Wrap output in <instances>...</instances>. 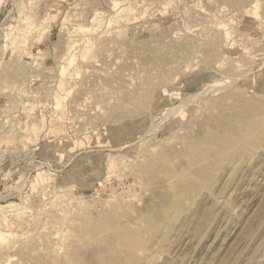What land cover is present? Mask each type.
I'll list each match as a JSON object with an SVG mask.
<instances>
[{"label":"rangeland","instance_id":"1","mask_svg":"<svg viewBox=\"0 0 264 264\" xmlns=\"http://www.w3.org/2000/svg\"><path fill=\"white\" fill-rule=\"evenodd\" d=\"M254 104L264 0H0V264H264V135L209 136Z\"/></svg>","mask_w":264,"mask_h":264},{"label":"bare ground","instance_id":"2","mask_svg":"<svg viewBox=\"0 0 264 264\" xmlns=\"http://www.w3.org/2000/svg\"><path fill=\"white\" fill-rule=\"evenodd\" d=\"M211 55V54H210ZM208 57V56H207ZM165 74H166V72H164ZM148 76H150V75H148ZM161 76H163V74H161ZM147 78V77H146ZM162 78V77H161ZM151 78H149L148 80H150ZM163 79V78H162ZM147 82L148 81H146V84H147ZM232 82V81H231ZM145 84V85H146ZM150 84V83H149ZM148 84V85H149ZM151 85H152V83H151ZM222 85V84H221ZM233 85V84H232ZM217 86V85H216ZM231 86V85H230ZM229 86V87H230ZM210 87V86H209ZM228 87V86H227ZM152 88V87H151ZM147 90V89H146ZM149 90V89H148ZM204 90V89H203ZM225 92V91H224ZM141 93V92H140ZM148 92H146L145 94H147ZM242 93V92H241ZM137 95V94H136ZM140 95V94H139ZM138 95V96H139ZM202 95V94H201ZM240 95H242V94H240ZM257 95V94H256ZM260 95V94H259ZM132 96V95H131ZM145 96H147V95H145ZM236 96V95H235ZM252 97V96H251ZM262 97V96H261ZM140 98V97H139ZM255 98V97H254ZM133 99V98H132ZM135 99H138L137 97H135ZM221 99V98H220ZM256 99V98H255ZM134 100V99H133ZM257 100H258V98H257ZM263 100V99H262ZM127 101H129V99L127 100ZM130 101H131V99H130ZM139 101H140V99H139ZM237 101V100H236ZM250 101V100H249ZM252 101V100H251ZM134 102H136L135 100H134ZM226 102V101H225ZM238 102V101H237ZM127 103H129V102H127ZM220 103H222V102H220ZM258 103V102H257ZM223 104H224V102H223ZM232 104V103H231ZM230 104V105H231ZM248 104V103H247ZM235 105V104H234ZM240 105V104H239ZM221 106H223V105H221ZM240 107V106H239ZM250 108H249V112H247V113H249V115H248V117L246 118V119H243L242 121H240V124H239V126H238V128L236 129V130H232V131H230V129L228 128V130L227 131H223L224 133L222 134V132H221V134H215V133H212V132H210L209 134H208V132H207V134L209 135V136H211L210 138V142H211V144H212V146H213V150L214 149H216V151L217 152H219V154L218 155H220V153H222L223 155H228V156H231V155H233L234 153H238L239 151H243V152H247V151H249V149L253 146V144L256 142V140L257 139H260V138H262V136L261 135H264V110L263 111H261L259 114L257 113V112H259L260 110V108H259V106H255V104L254 105H250L249 106ZM225 108V107H224ZM224 108H223V110H224ZM230 110H231V108H229ZM238 109V108H237ZM247 110V109H246ZM225 111V110H224ZM234 111V110H233ZM239 112V111H238ZM237 112V113H238ZM243 113V112H242ZM225 114V113H224ZM227 114V113H226ZM246 114V113H245ZM228 115V114H227ZM232 115H234V114H232ZM223 116V115H222ZM226 116V115H225ZM228 117V116H227ZM226 117V118H227ZM239 117V116H238ZM236 118V117H235ZM235 120V119H234ZM239 120H240V118H239ZM237 122H238V120H237ZM226 125V124H225ZM231 126V125H230ZM218 127V126H217ZM227 127H228V125H227ZM235 127V126H234ZM237 127V126H236ZM220 128V127H219ZM231 128V127H230ZM233 128V127H232ZM209 129V128H208ZM207 129V130H208ZM234 129V128H233ZM217 130V129H216ZM216 130H211V131H214V132H216ZM210 131V130H209ZM261 136V137H260ZM260 137V138H259ZM205 140V139H204ZM209 140V139H208ZM189 141V140H188ZM206 144V143H205ZM208 144V143H207ZM209 145V144H208ZM263 146V145H262ZM204 147V146H203ZM253 148H255L254 146H253ZM211 149V148H210ZM210 151V150H209ZM212 151V150H211ZM258 151V150H257ZM256 151V152H257ZM189 152V151H188ZM191 152V151H190ZM206 152V151H205ZM241 153V152H240ZM258 153V152H257ZM221 154V155H222ZM186 155V154H185ZM188 155V154H187ZM192 156H193V153H192ZM192 156H190V157H192ZM197 156H198V154L196 155V156H193V160L195 161V162H197L198 160H196L197 159ZM209 156V155H208ZM142 157V156H141ZM175 157V156H174ZM177 157V156H176ZM196 157V158H195ZM201 157V159H202V161H204V159H205V157H203V155L202 156H200ZM212 157V156H211ZM147 158V157H146ZM204 158V159H203ZM229 158V157H228ZM211 159V158H210ZM156 160V159H155ZM192 160V161H193ZM227 160V159H226ZM157 161H158V159H157ZM150 162V161H149ZM191 162V161H190ZM211 162V161H210ZM223 162V161H222ZM152 163H153V161H152ZM198 163H200V162H198ZM194 164V163H193ZM196 165V164H195ZM200 167V166H199ZM158 168V167H157ZM206 168V167H205ZM192 171H193V169H192ZM196 171V170H195ZM207 178H209V176L207 177V175L205 174V169L203 168H201V169H198L197 171H196V173H195V178H194V180H192V181H190V182H188V181H186V182H184V183H175L174 184V186H173V188H175L176 189V191H177V193H179L178 195L181 197V194H185L186 193V191H187V188L189 189V187H191L192 185H200V184H202V183H204L205 181H206V179ZM194 186H192V187H194ZM196 186V187H197ZM193 189V188H192ZM188 191H190V190H188ZM195 191V190H194ZM198 195V194H197ZM179 198V197H178ZM183 200V199H182ZM178 201H179V199H178ZM182 202V201H181ZM11 208V207H10ZM148 208V207H147ZM126 210V209H125ZM115 212V211H114ZM162 212V211H161ZM173 213V212H172ZM90 214V213H89ZM106 214V213H105ZM129 214V213H128ZM148 214V213H147ZM145 215V214H143L142 216H141V218L140 219H143L142 221H145L146 223H147V226L149 227V228H153V225H154V227H156L155 226V224H153L152 223V221L150 220V218L152 217V216H149V214L148 215ZM153 214V213H152ZM151 214V215H152ZM124 215H125V213H124ZM78 216V215H77ZM118 216V215H117ZM166 216V215H165ZM143 217V218H142ZM171 217V216H170ZM24 218V217H23ZM83 218H86V217H83ZM115 219V218H114ZM117 220V219H116ZM119 220V219H118ZM120 221V220H119ZM139 221H141V220H139ZM138 221V222H139ZM135 223V222H134ZM165 223V222H164ZM137 224V223H136ZM145 223H143L142 225H144ZM139 225V224H138ZM164 226H165V224H164ZM111 227V226H110ZM141 226H137V225H133V224H131L130 222H126V223H120V224H118L117 226H114L113 225V227H111V228H108L107 230L108 231H110L111 233L112 232H114L115 233V238H116V241L118 242V244L119 245H122V246H126V249L128 250V251H135V250H139L140 248H141V245H142V240H143V237H141V233H142V231H141V228H140ZM158 227V226H157ZM14 228V227H13ZM96 228V227H95ZM160 228H161V226H160ZM87 229V228H86ZM85 229V230H86ZM146 229H147V227H146ZM154 229V228H153ZM151 230V229H150ZM163 230V229H162ZM98 231V230H97ZM148 231H149V229H148ZM87 232V231H86ZM88 233V232H87ZM106 233V232H105ZM150 235H151V233H149ZM36 235V234H35ZM103 236V235H102ZM145 236H147V235H145ZM2 237V236H1ZM34 237V236H33ZM153 237V236H152ZM32 238V237H31ZM103 238V237H102ZM95 239V238H94ZM142 239V240H141ZM19 240V239H18ZM33 240V239H32ZM114 240V239H113ZM145 240V239H144ZM115 241V240H114ZM113 241V242H114ZM146 242H147V240H145ZM100 242V241H99ZM102 242V241H101ZM112 242V241H111ZM104 244V243H103ZM115 244V243H114ZM113 245V244H112ZM112 245L110 244L109 246H106V247H108V248H116V247H112ZM90 246V245H89ZM119 248V247H118ZM143 248L144 247H142V252L143 251H145V250H143ZM107 250V249H106ZM111 250V249H110ZM113 250V249H112ZM112 250H111V252H112ZM123 250V249H122ZM154 250V249H153ZM115 251H118V250H115ZM119 251H120V249H119ZM119 251L117 252L118 254H119ZM110 252V253H111ZM137 252V251H136ZM16 253V252H15ZM64 253V252H63ZM113 253H114V251H113ZM113 253H111V254H113ZM150 253V252H149ZM153 253V252H152ZM62 254V253H61ZM66 254V253H65ZM67 254H69V253H67ZM105 254H106V252H105ZM111 254H109V256H112ZM16 255V254H15ZM70 255V254H69ZM102 255V254H101ZM100 255V256H101ZM104 255V254H103ZM141 255V254H140ZM147 255V254H146ZM153 255H155V254H153ZM32 256V255H31ZM71 256V255H70ZM108 256V255H107ZM115 256V255H114ZM124 256V258H123V260L122 259H119L117 256H115V257H117V258H115L114 257V259L113 260H106V258L105 259H102V261L100 262L101 264H132V262L128 259L129 257L126 255V254H124L123 255ZM148 256H149V254H148ZM65 257V256H64ZM81 257V256H80ZM101 257H104V256H101ZM59 258H60V256H59ZM75 258V257H74ZM71 259V258H70ZM40 260V259H39ZM42 260V259H41ZM101 260V259H100ZM63 261V260H62ZM50 263V262H49ZM74 263H76V262H74ZM44 264H46V263H44ZM81 264V263H80ZM133 264H135V263H133Z\"/></svg>","mask_w":264,"mask_h":264}]
</instances>
